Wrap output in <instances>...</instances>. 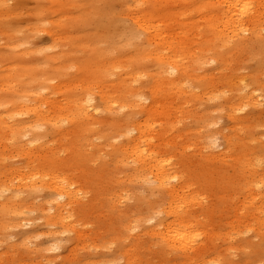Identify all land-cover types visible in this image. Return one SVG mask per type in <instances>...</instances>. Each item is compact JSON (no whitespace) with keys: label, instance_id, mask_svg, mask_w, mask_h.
Returning a JSON list of instances; mask_svg holds the SVG:
<instances>
[{"label":"rangeland","instance_id":"rangeland-1","mask_svg":"<svg viewBox=\"0 0 264 264\" xmlns=\"http://www.w3.org/2000/svg\"><path fill=\"white\" fill-rule=\"evenodd\" d=\"M57 1L0 0L7 9L2 10L4 15L0 18V98L33 105L39 99L38 94L51 101L63 97V103L67 102L68 95L82 97L84 92L71 82L83 71L87 82L101 62L116 61L148 45L145 35L133 34L136 27L132 14L143 12L134 8L132 0H68V6L59 11L70 18L67 21L74 29L62 37H51L48 32L58 15ZM203 21L199 19V27H203ZM69 34L80 38L75 41ZM126 39L131 44L121 47V41ZM75 43L80 46L75 47ZM205 62L196 69L199 78L181 82L182 91L194 90L199 100L190 104L184 103L187 97L168 100L169 109L178 104L181 111L173 113L170 131L157 143L166 151L165 145L171 144L168 154L175 159L171 160L173 185L185 184L187 193L194 196V202L188 206L194 222L191 231L201 234L195 249L182 254L169 248L165 241L145 233L165 217L162 211L167 207L168 196L157 188L151 177L136 174L134 164L111 163V158H106L111 146L105 147L101 154L102 160H107V169L111 170L104 174L99 171L103 164L100 160L86 167L83 164L73 167L72 161L65 163L71 155L62 153V160L58 162L73 167L71 173L82 189L84 209H76L74 217L80 224L82 239L72 231L55 235L49 232L56 228L46 227L45 219L53 213V203L49 202L52 195L48 190L37 194L21 190L17 201L20 213L7 215L0 208V222L8 217L6 227L0 228V264H264V230L257 225L260 203L254 208V196H250L251 187L246 184L256 186L253 189L256 192L264 190L260 187V180L264 178V152L256 148L264 145V48L251 47L218 62L208 55ZM142 63L146 73L155 68L153 60ZM108 71L99 75L98 81L110 87L122 69L112 75ZM142 75L129 80L127 85L128 90L141 95V102L146 105L152 79L143 72ZM58 83L70 86V92L57 93L52 87ZM248 94H254L253 106L244 107L238 114L243 118L251 113L254 118L233 125L227 117L230 102L243 103L237 99ZM90 98L99 104L96 96ZM2 110L0 107V115L6 113V108ZM130 113L122 110L115 116H101L102 119L115 117L120 123L141 117L140 113ZM31 119L25 114L16 115L13 121L28 123ZM162 119L161 113L154 115L155 129L162 126ZM63 125L68 128V123ZM55 126L48 123L34 135L42 136L40 142H44L55 134ZM18 135L23 143L31 140L23 129ZM117 135L111 143L123 144L127 138H117ZM223 135L231 138L233 145H228ZM83 136L90 145L102 143L99 131L96 135L79 133L76 137L82 140ZM203 139L207 142L204 149ZM12 147L11 141L6 149L0 145V172L26 164L29 159L39 164L44 161L35 152L22 157ZM223 151L225 155L220 159H209L211 154ZM184 192L185 189L179 196L188 195ZM252 194L255 193L252 191ZM42 248L43 255L36 252ZM187 256L194 260L183 259Z\"/></svg>","mask_w":264,"mask_h":264},{"label":"bare ground","instance_id":"bare-ground-1","mask_svg":"<svg viewBox=\"0 0 264 264\" xmlns=\"http://www.w3.org/2000/svg\"><path fill=\"white\" fill-rule=\"evenodd\" d=\"M57 4L59 5L55 10L58 15L53 19V29L51 27L48 32L51 37H62L64 33L74 29L72 23L67 21L68 17H64L65 14L59 11L68 6V0H58ZM132 4L134 8L143 12L139 15L132 14V21L136 27L132 30L135 32L133 34L137 37V32L145 35L147 47L127 56L117 57L118 59L112 60L113 62L110 60L101 62L97 72L88 76L87 82L84 78L85 71H83L79 78L71 82L72 86L79 87L84 92L82 97L68 95L67 102L63 103L65 100L64 98L61 101L63 97L61 100L51 101L38 94L39 99L33 105H27L22 100L9 101V99L0 98V107L4 110L6 108V113L1 114L5 117L2 118L0 115L2 148L6 149L11 141L12 149L16 154L28 157L31 152H35L44 160L39 164L29 159L26 164L10 166L4 168L2 173L0 172V208L7 215H16L20 213L17 210L20 203L18 204L17 201L21 190H31L33 194L48 190L52 195V200L49 202L53 203V213L45 219L46 227L56 228L49 232L55 235V233L72 231L79 239H82L80 224L74 220V217L76 209L80 211L84 209L83 201H81L84 196H81L82 189L71 172L73 167H82V164L86 167L92 161L98 160L103 162L99 166L101 174L110 172L111 170L107 169V160H102L101 154L105 147L112 146L111 152L106 157L111 158V163L134 164L136 174L151 177L157 184V188L168 196L167 207L162 211L165 217L156 222L155 226L147 228L145 233L165 241L174 251L189 254L195 249L198 238L200 242L201 236L198 231H195L196 234L191 231L194 222L188 206L195 199L191 193H187L188 186L185 184L173 185L171 160L175 159L168 154L171 144L165 145L167 151L157 144L161 137L170 131L173 113L181 111V105L178 104H175L173 110L169 109L168 100L187 97L184 101L186 104L199 100V94L194 90L182 91L181 82L185 79L199 78L196 69L205 62L206 56L209 55L212 60L218 62L223 58L230 59L233 55L248 51L251 47L264 48V0H132ZM5 6L4 3L0 4V18L4 15L2 10H7L4 9ZM142 8L145 9L142 10ZM199 19L204 20L203 27H199ZM69 38H75L77 41L80 36L69 34ZM129 40H120L121 47L131 44ZM78 43H75V47L80 46ZM206 49L210 52L205 51ZM196 52L199 53L198 56ZM143 60H153L155 68L151 73L145 72ZM120 69H122L121 74L116 76L110 87L101 85L102 81L99 83L98 80L101 79L99 75L103 76L108 70V73L112 75ZM142 72L152 79L149 87V102L146 105L141 102V95L135 93L133 89L128 90L127 85L129 80H136V76H144ZM65 86L66 84L58 83L52 88L57 93L70 92V86ZM91 96H96L99 104L95 103ZM253 99L254 94H248L245 98L237 99L243 103L236 105L235 100L230 102L227 117L233 125L247 123L254 118L251 113L243 118L238 114L244 107L253 106ZM122 110H128L130 114L140 113L141 117L139 120L132 117L130 122L126 123H120L115 117L109 119L108 116L102 119V114L115 116ZM157 113L163 115V124L159 129H155L153 120ZM25 114L32 117L28 123L13 121L16 115ZM63 122L68 123V128L64 127ZM48 123L55 124L57 131L50 139L40 142L42 136L34 134ZM109 128L113 129L109 130ZM22 129L31 136L28 142H21V136L18 134ZM97 131L100 132L98 138L102 140L99 145H90L84 136L82 140L76 137L79 133L86 132H89V135H96ZM115 133L118 134L117 138H127L126 141L120 145H113L111 140ZM132 133L133 135L129 137L128 134ZM223 136L228 145H233L231 138ZM206 144L207 142L203 139L201 141L203 149ZM256 148L264 152V145ZM62 153L71 155L70 158L68 155L66 159L69 161L65 163L73 162L75 164L73 167L58 164L62 160ZM224 155V151L216 155L211 154L209 159L213 161ZM87 176L89 177L90 174ZM246 184L251 187L250 196H254L252 199L254 208L260 203L257 206L260 218L257 225L259 229L264 230V190L263 193L256 192L253 190L256 186H252L250 182ZM260 187L264 189V178L260 180ZM184 189V193L188 195L180 197L179 192ZM252 191L255 194H252ZM7 219L0 222L1 229L6 227ZM36 252L43 255L44 249ZM199 255H201L200 251ZM195 257L196 255L193 258ZM193 258L187 256L183 259L194 260Z\"/></svg>","mask_w":264,"mask_h":264}]
</instances>
